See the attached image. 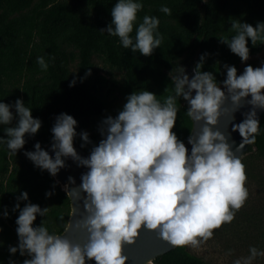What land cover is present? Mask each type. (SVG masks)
<instances>
[{
    "label": "clouds",
    "instance_id": "1",
    "mask_svg": "<svg viewBox=\"0 0 264 264\" xmlns=\"http://www.w3.org/2000/svg\"><path fill=\"white\" fill-rule=\"evenodd\" d=\"M142 9L143 4L136 0H117L111 9V24L101 32L118 37L123 48L132 53L149 57L160 47L163 36L157 31L159 19L145 15L132 38L130 34ZM160 11L171 15V9L166 6ZM231 25L236 35L220 41L241 62H247L250 58L248 41L252 46L258 41L264 44V23L258 22L253 27L235 20ZM37 63L42 70H47L44 57H38ZM202 67V63L196 65L191 79L185 73L187 68H181L173 80L174 94L167 95L163 103L147 90L130 94L115 117L102 120L99 132L103 138L92 148L88 158L81 157L73 146L77 121L65 113L57 116L51 129L54 158L39 143L34 145V151L25 155L37 168L53 177L65 167V158L88 169L81 176L80 186L72 189L77 197L81 192L85 194L87 215L70 225L73 232L86 231L87 240L81 245L67 237L49 234L44 221L34 227L37 216L45 217L48 208L27 203L21 209L17 203L14 210H19L18 245L9 246L10 254L19 251L21 256L27 255L29 258L24 259L23 264H86V261L126 264L124 246L134 244L143 229L157 233L174 248H199L213 238L215 230L230 224L249 195L245 187V165L236 152L254 145L259 134L256 110L264 109V66L248 65L238 75L235 66L225 65L223 88L218 86L212 73L199 70ZM75 83L73 80L70 87ZM178 98L189 105L188 117L197 123L203 122L200 133L193 136V132L188 138L190 153L173 131ZM229 98L231 110L224 107ZM245 101L252 110L244 114L242 122L232 124V132H238L242 138L234 152L233 144L229 143L230 135L219 131L218 124L222 115L230 116L231 124L234 113ZM13 107L18 116L14 127L9 126L14 120L10 110ZM0 125L8 126L3 130L7 139L0 137V144L7 145L9 155H16L25 146L26 134L35 136L42 122L33 118L32 110L23 100L17 99L14 105L0 102ZM80 136L84 144L91 142L87 132ZM70 182L75 183L71 178ZM67 189L65 186L64 190ZM51 195L46 193V196ZM18 199L28 201L27 192ZM7 215L5 212L4 216ZM249 252L247 258L238 259L234 264H252L257 256H264V252L255 247ZM9 264L14 262L9 261Z\"/></svg>",
    "mask_w": 264,
    "mask_h": 264
},
{
    "label": "trees",
    "instance_id": "2",
    "mask_svg": "<svg viewBox=\"0 0 264 264\" xmlns=\"http://www.w3.org/2000/svg\"><path fill=\"white\" fill-rule=\"evenodd\" d=\"M117 0H0V102L14 105L21 99L32 110L34 119L42 126L35 136H25V146L16 155H9L6 144H0V264H23L29 258L19 251L12 255L9 246L18 245L16 219L27 203L48 208L45 217L37 216L34 227H47L49 234L60 235L67 226L70 202L67 194L46 171L37 168L25 155L39 143L52 151L51 132L56 117L62 113L72 116L77 125L93 122L90 143L84 144L80 134L74 138L83 151L90 154L103 138L99 128L103 119L115 117L133 92L147 90L164 98L174 94V78L193 65L202 63L203 72L215 76L218 86L226 79L225 65L238 66L241 60L220 39H231L236 32L231 22L264 23V0H136L143 4L134 24L136 28L145 15L159 19L157 31L163 36L160 47L149 57L125 49L118 37L105 32L111 24V9ZM171 9V15L161 7ZM260 41L252 46L248 41L250 58L262 52ZM44 57L48 68L37 63ZM100 58L110 70L122 75L120 82L106 80L92 73V58ZM203 57V61H201ZM76 61V71L69 65ZM264 58L246 66L255 68ZM186 71V70H185ZM75 80L74 86L70 87ZM105 84L110 88L103 93ZM121 105L118 104V100ZM176 125L178 139L186 143L192 129L191 118L182 98L177 99ZM9 126H16L18 116ZM256 143L247 151L264 153V113L259 120ZM0 125V137L7 139ZM76 131V129H75ZM77 133V131H76ZM84 144L82 147L81 145ZM27 192L28 201L19 200ZM46 193L52 195L46 196ZM7 212V217L4 213ZM153 264H207L189 254L185 248H175L156 257Z\"/></svg>",
    "mask_w": 264,
    "mask_h": 264
},
{
    "label": "rangeland",
    "instance_id": "3",
    "mask_svg": "<svg viewBox=\"0 0 264 264\" xmlns=\"http://www.w3.org/2000/svg\"><path fill=\"white\" fill-rule=\"evenodd\" d=\"M262 58H264V45L259 55L239 64L237 74H242L249 62ZM76 68V61L69 65L72 73H75ZM91 74L104 77L109 81L122 80L120 73L110 70L98 57L92 58ZM109 88L110 85L105 84L103 93H106ZM117 100L121 105V101ZM10 110L14 116V111ZM94 126L93 122L89 121L85 124L79 123L76 126L77 134L87 132L90 135ZM241 160L245 165L247 175L245 187L249 194L245 205L236 213L235 219L230 224H225L214 231L212 239L202 243L199 248L185 247L189 254L207 264H234L238 259L247 258L250 255L249 249L252 247L264 252V153L252 150L245 153ZM252 264H264V256H257Z\"/></svg>",
    "mask_w": 264,
    "mask_h": 264
},
{
    "label": "water",
    "instance_id": "4",
    "mask_svg": "<svg viewBox=\"0 0 264 264\" xmlns=\"http://www.w3.org/2000/svg\"><path fill=\"white\" fill-rule=\"evenodd\" d=\"M264 66V63L257 66ZM189 79H191L195 74L194 66L186 69L185 72ZM221 87H223L221 85ZM226 91V90H225ZM195 93H193L194 95ZM227 95V93H226ZM248 99H251L250 97ZM184 105L189 107L186 101H184ZM225 108L231 110L232 104L230 98L226 100ZM251 105L247 104V101L244 102V106L241 107L237 112L234 113V120L230 124L229 121L231 119L228 115H222L219 124L218 130L224 133L225 135H230L229 143L233 144V151L235 152V148L239 146L242 142V138L240 137L238 132H232V124H239L244 119V114L251 111ZM257 118L260 120L261 115L264 113V109H257ZM192 129L189 134L193 133V136H196L200 133V130L203 126V122H195L192 120ZM189 138V137H188ZM186 147L189 149V153L191 150V145L188 144V140L185 143ZM73 146L77 153L83 157L88 158L90 154L83 151L77 144L73 143ZM241 152H236V155L241 159L242 156L246 153L247 147ZM49 155L54 158V153L52 151H48ZM88 171L87 168L79 167L76 162H74L71 158H65V167L60 169L59 173L52 178L56 181L57 184L61 187V189L67 194L69 202H70V215L68 219V223L64 231L59 235L61 237H67L75 243H80L83 245L87 240L86 231H77L73 232L71 230L70 225L74 224L75 221L82 219V217L86 216L87 213L84 210V193H79L77 197L72 193L73 188H78L81 184V176ZM71 180H74L75 183H71ZM69 184L68 189L65 191V186ZM175 248L168 245L166 242L162 241L158 234L155 232H150L146 229L141 230L139 237L136 239L135 243L132 245H125L123 249V254L128 258L126 264H149L152 261L161 255H164ZM86 264H95L94 261H86Z\"/></svg>",
    "mask_w": 264,
    "mask_h": 264
},
{
    "label": "bare ground",
    "instance_id": "5",
    "mask_svg": "<svg viewBox=\"0 0 264 264\" xmlns=\"http://www.w3.org/2000/svg\"><path fill=\"white\" fill-rule=\"evenodd\" d=\"M66 186H67V188H68V187H69V184H67Z\"/></svg>",
    "mask_w": 264,
    "mask_h": 264
}]
</instances>
